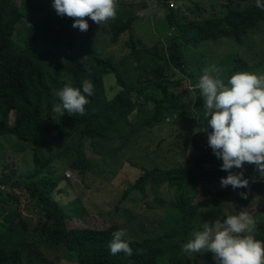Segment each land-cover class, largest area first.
Returning <instances> with one entry per match:
<instances>
[{
  "label": "trees",
  "instance_id": "16d2710c",
  "mask_svg": "<svg viewBox=\"0 0 264 264\" xmlns=\"http://www.w3.org/2000/svg\"><path fill=\"white\" fill-rule=\"evenodd\" d=\"M168 1L163 0L162 6L168 10L165 21L172 33L153 47L142 46L140 41L135 40L125 42L129 53L119 62L114 61L112 56L88 50L68 53L52 49L38 51L36 44L39 39L31 33L36 20L21 11L14 0H0V161H3L0 185L18 190L13 192L14 197L10 195V190L0 191V205L10 203L13 198L18 206H22L19 193L24 194L28 202L35 206L33 213L40 216L34 229L40 230L41 235L40 242L30 241L34 235L33 220L30 218L20 217L19 222L8 217L0 219V264H41L31 258L35 253L32 250L47 253L51 249L43 248L46 245L61 247L65 257L70 259L73 256L78 264H178L182 245L195 230L196 212L205 208L201 202L194 203L197 197L205 196L201 189L209 185L204 190L205 194H210L213 207L220 208L232 190L240 189L234 190L231 186L218 189L221 178L226 177L228 172L221 170L223 161L213 151L199 156L191 164L176 161V164L166 167L154 156L159 153L163 142L155 147L154 131L138 132L146 126L159 127L158 132L176 128L177 132H172L171 140L172 144L179 145L188 138V134L182 131L181 123L185 111L199 117L187 124L191 130L192 127L205 126L202 120L204 99L196 85L204 69L211 68L217 56L209 45L257 30L264 23V10L256 7V0H227V8H222L225 11H217L211 3H207L210 0H203V3L194 4L193 12L200 15L207 11L203 12L206 14L202 20L178 21ZM204 3L211 8H206ZM26 18L33 23L23 33L17 28ZM134 21L131 10L120 6L117 18L108 21L102 28H95L94 33L108 34L111 42L117 44ZM234 57L233 60H224L225 57L219 61L222 65L233 62L228 78L238 72L264 68V60L250 63L240 55ZM129 72H135L132 83L127 81ZM84 80L94 85V95L88 97L90 103L86 106V114L70 116L65 113L61 116L55 112L54 105L60 103L55 93L66 83L82 90ZM117 86L121 89L118 92L115 90ZM192 93L195 96L190 98ZM189 99L193 102L189 103ZM148 104H153V107H146ZM132 114L137 118L134 124L129 122ZM198 119L200 122H197ZM163 124H168V128L160 129ZM130 129L136 138L125 156L129 153L131 158L126 156L125 162L115 168L114 174L101 175L104 189L96 191L98 196L103 194L108 198V205L114 202L112 209L107 210L115 216L111 221L117 218L123 221L121 217L132 214L125 210L120 216L123 203L134 194L146 198L150 192L156 195L155 202L163 204L164 208L168 206L169 211L173 207L180 213L177 221L164 234L136 240L129 238L127 233L125 238L134 250L131 257L124 253L112 255L108 247L115 231L129 228L130 225L123 227L124 221L123 224L109 222L107 226L93 229L68 228L71 218L84 216L68 211L60 201L65 192L47 177L53 157L41 151L68 133L77 143L65 146L60 153L77 160L71 162L73 169L86 177L87 172H95V161L86 156L85 143L89 141L91 147H96L97 141H127L129 138L123 137L125 134L122 132ZM208 130L211 131L209 127ZM13 143H17L22 151L28 152L32 148L29 158L19 166L12 158H6V144ZM99 155L101 159L105 158V153L100 151ZM152 161L154 165L150 168ZM244 166L255 167L247 163ZM232 171L240 172L236 168ZM164 188L169 190L170 205L162 197L161 189ZM91 189L95 192L96 187L91 185ZM255 189L259 203L264 206V184ZM149 207L151 204L147 203L140 210ZM254 210L259 213L258 207ZM137 213L140 211L137 210ZM251 215L257 219L255 214ZM98 216L104 217L102 213ZM253 236L264 241V217L257 222ZM138 249L143 250L142 254H137ZM205 264L216 262L212 258Z\"/></svg>",
  "mask_w": 264,
  "mask_h": 264
},
{
  "label": "rangeland",
  "instance_id": "374dc122",
  "mask_svg": "<svg viewBox=\"0 0 264 264\" xmlns=\"http://www.w3.org/2000/svg\"><path fill=\"white\" fill-rule=\"evenodd\" d=\"M21 11L25 12L29 18H34L36 20V26L31 27V33L36 34L38 43L36 44L37 50L42 51L45 49H52L53 51L60 53H68L70 51H79L85 50V48H89L90 46L87 43H91L94 49H98L99 53L104 56H110L119 61L121 58L126 57L129 53V49L125 42L128 41L129 35L131 34L135 38H140L142 41V46L153 47L155 43H158L164 36L170 35L173 30L167 27L162 20L165 19L167 14V10L161 8L158 0H118V5L126 6L130 5L132 8V12H134L139 19L136 21L134 25H132V30L128 33V35H124L117 44H113L111 42L110 36L101 33H94L97 29L102 28L106 23L98 25L88 19V23L90 25L87 32H81L78 28H73L74 19L68 18L67 16L61 17L58 16L52 7L53 0H14ZM207 1V0H206ZM226 0H210L207 2L208 4L215 6L220 10L223 5L220 3L225 2ZM144 2V4H142ZM203 0H169L170 8L175 11V15L178 21L180 20H193L199 19L202 20L207 13V11L200 15H193L194 4L203 3ZM173 3V4H172ZM172 6V7H171ZM206 8H209V5H205ZM118 7V8H119ZM206 10V9H205ZM208 10V9H207ZM202 11V7H201ZM222 11H225L222 9ZM185 19H180V16ZM209 16V12L208 15ZM29 18H26L25 22H21L17 29L22 30L23 33H26V27L30 28L32 26V21ZM158 22H161L160 24ZM160 38H159V37ZM91 38L93 40H91ZM85 46V48H84ZM209 47L212 49L213 54L217 55L213 61L212 66H216L217 68L222 69L219 75L223 79L228 78V71L231 67H233V62L230 65L229 62H226L225 65L220 64L219 61L223 58L231 59L235 58L234 56L240 55L242 58L248 60L250 63L260 62L264 60V23L260 24V27L257 30H253L242 37H233L221 40L220 42H213ZM212 51H209L211 53ZM229 65V66H228ZM211 66V67H212ZM256 73H264V68L260 71H254ZM129 77L127 81L132 83L135 79V72H129ZM127 76V75H126ZM185 87V86H184ZM189 88V87H188ZM190 89L193 90V86L190 85ZM195 95L192 93L190 98H193ZM193 100L189 99V103H192ZM146 106V105H145ZM146 107H153V104H148ZM183 114V113H182ZM199 118L198 116H194L191 113L185 111L183 114V123L182 131L188 134V138L179 145H175V142L172 144L173 134L172 132H177L176 128L167 129L168 124H163L160 129H167L165 132H158V128L156 126H146L143 128V131H139L138 134L142 132H146L151 129L155 133L154 142L155 147L158 146L159 142L162 141L163 145L159 153L154 154L158 160H160V164L163 166L169 167L173 164H176V161H179L181 164H191L193 158L199 154L198 148H201V144L204 145L205 141L208 139V124L207 117L205 116L202 120L205 122V126H197V128L192 127L191 130L187 124L193 119ZM210 119V117H209ZM137 120L135 114L129 116V122L135 123ZM197 122H200L198 119ZM137 127V126H136ZM204 127V128H203ZM133 128V126H132ZM135 128V126H134ZM133 128V129H134ZM125 134L126 138L129 140L124 141V139H110L107 141H97L96 147H91L89 141L85 143V152L88 158H92V161H95L97 164L94 165V173H86V177H82L78 170L73 169V165L70 163V158L67 155H62L63 162L55 161V169L59 174L66 175V178L69 180L63 187V191L65 195L63 198H60V201L63 202L67 207L68 211L73 212L75 215L79 214L84 216L83 218L75 217L71 218L68 221V227H76V228H100L103 226L116 223H122L123 221H130V226L127 224H123V227L128 226L126 228V232L128 233V237L131 239L141 240L148 236H154L156 233H163L170 226L171 220L176 216L175 209L173 208L171 212L168 214V217L164 220L165 222L160 227V230H156L152 227L150 221L148 223H140V222H132L134 220V214L137 216L138 220L141 218L139 214H137V210L140 205H145L148 203L153 206L157 204L154 201L156 195L150 192L148 197L144 198L140 195L134 194L129 198L128 202L123 203L122 205V216L123 212L131 211V213L126 214L125 216L114 219L115 216H111L107 210L112 209L114 202H110L108 205V198L103 194H96L98 191L96 186H99L98 180L96 178L100 177L103 174H114L115 168L122 165L125 162V157H130V154H126L128 151V147L132 144L133 139L136 138L134 132L130 130H124L122 132ZM193 134H195L193 136ZM165 142H164V141ZM170 142V146L168 143ZM70 135L64 134L63 137L57 139L55 143H52V150L44 149L46 154L56 155L60 152L65 146L76 144ZM198 147V148H197ZM29 147H27L28 149ZM25 149V147H24ZM26 152H18L19 146L17 143L6 144V151L10 154L15 161V164L18 165L24 164V160L29 158L28 155L31 152V149ZM105 153V158L101 159L99 152ZM111 153V156H108ZM7 154V155H8ZM112 154H115L113 156ZM9 156V155H8ZM30 156V155H29ZM107 156V157H106ZM10 157V156H9ZM133 160V158L131 159ZM1 164V162H0ZM68 173L71 174V177H67ZM91 185L96 187L95 192L92 191ZM209 185L204 186L201 191H203V195L199 196L195 199L194 203L201 202L205 208H199L196 212V219L194 220L195 230L191 233L190 239H193V233L196 231L203 230V224L205 222H214L216 219H226L229 215H237L241 210L247 211L249 214H255L257 216L256 221H260L261 215L257 213L254 208L258 207L259 200L258 196H251L244 199L241 197L240 193L244 191H231L227 201L220 207H213V200L209 193L205 194L206 189H208ZM218 189H221V185H217ZM226 189V188H225ZM245 193V192H244ZM162 197L164 198L167 205H170L169 202V190L167 188L161 189ZM167 195V196H166ZM14 197V196H13ZM20 200L22 202V206H18L14 199L11 198V202L8 204L0 205V219L5 220L6 217L9 219H13L19 222L20 217H26L32 219L33 230L32 242H40V230L34 229L40 216L34 214L35 206L28 202V199L25 198L23 194H19ZM199 200V201H198ZM164 202V203H165ZM168 207V206H167ZM166 207V208H167ZM158 212H162L163 208L157 207ZM31 212V213H30ZM83 213V214H82ZM103 214L104 217L101 218L98 215ZM146 215L153 216L151 211H147ZM180 214V213H179ZM125 218V219H124ZM108 222V223H107ZM140 225V226H139ZM146 226V227H144ZM256 231V230H255ZM255 233V232H254ZM252 233V235H254ZM186 242V243H187ZM43 248L51 249L47 253H40L36 250H32L35 252L32 254L31 258L35 260V262H40L41 264H78L73 256L70 259L65 257V251L61 247H48L47 245ZM183 251V250H182ZM182 258L178 261V264H205L207 260L213 258L212 253H185L184 251L181 253ZM67 259V260H66ZM71 260V261H70Z\"/></svg>",
  "mask_w": 264,
  "mask_h": 264
},
{
  "label": "clouds",
  "instance_id": "9594fccd",
  "mask_svg": "<svg viewBox=\"0 0 264 264\" xmlns=\"http://www.w3.org/2000/svg\"><path fill=\"white\" fill-rule=\"evenodd\" d=\"M158 3L161 8H164L162 6L163 0H158ZM220 5H223L221 8H225L228 5L227 0L220 3ZM211 6L219 11L217 5L212 4ZM52 7L58 16L73 18V28H78L81 32H87L90 27L88 19L98 25L114 20L117 18L119 5L118 0H53ZM125 7L131 10L132 15L135 14L132 12L130 5H126ZM256 7L264 10V0H256ZM239 8L243 10L241 6ZM133 17L135 21L132 25L139 19L136 15H133ZM166 17L167 14L165 19ZM180 17L185 19L182 17V14ZM165 19L162 20V23H164ZM158 23L160 24L161 22ZM165 25L170 28L166 21ZM131 28L124 35H128L132 30ZM21 32L23 31L21 30ZM106 35L109 36L108 34ZM129 40L140 41L142 45L141 39L135 38L131 34L129 35ZM221 40L224 39L218 41L220 42ZM14 41H16V38H14ZM91 45H89L91 49L85 48V50L100 54L98 49H94ZM114 61L116 60L114 59ZM221 71L222 69L216 66L205 68L204 74L199 78L196 85L204 99L205 116L207 117V124L211 131L208 137H206L208 139L205 141V144H201V148L197 147L201 151H199V154L193 160L213 151L214 155L223 161L221 170L228 172L226 177L221 178L222 190L227 189L228 186H231L234 190L240 188L234 192L244 191L245 193L241 192L240 195L242 198L247 199V197L258 196L255 188L258 185L264 184V73L238 72L225 81L219 75ZM115 90L118 92L121 89L117 86ZM55 95L60 101V103L54 105L53 110L55 112L61 116H64L65 113L70 116L77 114L83 116L86 114V106L90 103L88 97L94 95V85L91 81L84 80L81 90V88L73 87L71 83H66ZM52 147L51 144L45 149L51 151ZM24 151L19 150L18 152ZM41 151H44V148ZM8 155L10 157L6 158H13L10 154ZM47 155H52L53 157V161L48 166L49 172L47 177L52 182L54 180L56 184H59V188L63 190L66 182L69 185V180L66 178L67 174L61 175L58 173L54 163L58 158V161L63 162L62 155L64 154L58 152L56 155ZM155 159H157L156 156ZM25 161L26 159L24 163ZM76 161L74 158H70V163ZM0 162V167H2L3 161ZM246 163L255 167H245ZM95 164L97 163L94 162ZM153 165L154 162L152 161L149 167L151 168ZM209 167L207 166V168ZM233 168L239 169L240 172H233ZM67 177H71V174L68 173ZM100 177L95 179L99 183V186H96L98 191L104 189ZM7 190H10L12 197L14 193L18 192V190L13 191L11 188L0 185L1 192H6ZM158 204L161 205L160 203ZM145 205H140V207ZM157 207L163 208V211L158 212ZM138 210L140 213L137 214L141 218L138 220L134 214L135 218L132 222H144L147 224L150 221L152 227L156 230H160V227L165 222L164 220L171 212L167 208H164V205L157 206V204L155 206L151 205V207L146 208L144 211H141L140 208ZM258 210L261 218L264 217V206L260 203L258 204ZM147 211H151L153 216L146 215ZM175 213L176 216L171 220L170 226L177 221L180 215L176 209ZM129 222L126 221L125 224L130 225ZM170 226L162 234L166 233ZM256 227V219L247 211L241 210L237 215H229L226 219L205 222L203 230L194 232L193 239H190L188 242L186 241L187 243L182 245V250L185 253L193 254L210 252L213 254V260L216 264H264V241L257 240L252 235ZM68 228L78 229L74 226ZM159 233H156L154 236H157ZM126 236L127 232L125 229L115 231L112 234V239L108 245L112 255L124 253L129 257L133 256L134 250L130 247L129 241L125 238ZM154 236L148 237L152 238ZM142 251L140 249L136 250L137 254H142Z\"/></svg>",
  "mask_w": 264,
  "mask_h": 264
}]
</instances>
